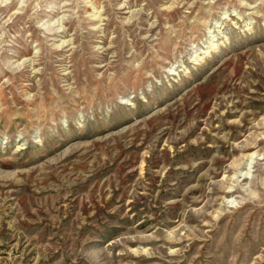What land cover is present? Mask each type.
I'll list each match as a JSON object with an SVG mask.
<instances>
[{"label":"rangeland","instance_id":"obj_1","mask_svg":"<svg viewBox=\"0 0 264 264\" xmlns=\"http://www.w3.org/2000/svg\"><path fill=\"white\" fill-rule=\"evenodd\" d=\"M0 264H264V0H0Z\"/></svg>","mask_w":264,"mask_h":264}]
</instances>
